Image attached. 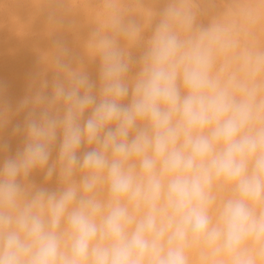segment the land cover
I'll return each mask as SVG.
<instances>
[{
    "label": "clouds",
    "instance_id": "9594fccd",
    "mask_svg": "<svg viewBox=\"0 0 264 264\" xmlns=\"http://www.w3.org/2000/svg\"><path fill=\"white\" fill-rule=\"evenodd\" d=\"M199 11L165 0L146 40L110 15L87 43L98 83L56 42L0 161V264H264V0L248 27Z\"/></svg>",
    "mask_w": 264,
    "mask_h": 264
},
{
    "label": "bare ground",
    "instance_id": "6f19581e",
    "mask_svg": "<svg viewBox=\"0 0 264 264\" xmlns=\"http://www.w3.org/2000/svg\"><path fill=\"white\" fill-rule=\"evenodd\" d=\"M257 2L215 0L214 4L208 5L195 0L201 10L197 23L207 26L211 17L221 14L242 27H248L246 13ZM164 7L165 0H0V84L4 88L0 99L10 110L8 123L0 129V140L8 145L6 151L0 152V161L23 147L24 136L13 134L12 130L24 120L26 112L16 113L15 109L18 102L33 94L41 82L50 84L55 77L52 54L56 42L68 50L65 59L72 67H82L98 83L99 58L92 57L87 49L91 33L98 30L110 15L119 14L146 25L143 32L146 40ZM252 30L264 39V19ZM143 50V44L133 49V59H138ZM136 70L134 64L132 74ZM55 156L54 150L53 159ZM30 182L44 185L43 173L34 172ZM46 186L55 189L58 186L56 178L53 177Z\"/></svg>",
    "mask_w": 264,
    "mask_h": 264
}]
</instances>
